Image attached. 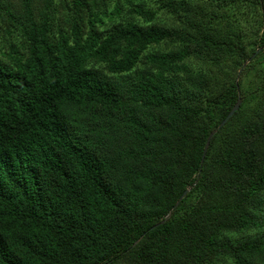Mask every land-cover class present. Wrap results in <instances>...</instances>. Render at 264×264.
<instances>
[{
    "label": "trees",
    "instance_id": "16d2710c",
    "mask_svg": "<svg viewBox=\"0 0 264 264\" xmlns=\"http://www.w3.org/2000/svg\"><path fill=\"white\" fill-rule=\"evenodd\" d=\"M263 52L264 0H0V264H264Z\"/></svg>",
    "mask_w": 264,
    "mask_h": 264
},
{
    "label": "rangeland",
    "instance_id": "374dc122",
    "mask_svg": "<svg viewBox=\"0 0 264 264\" xmlns=\"http://www.w3.org/2000/svg\"><path fill=\"white\" fill-rule=\"evenodd\" d=\"M142 23H147L140 21ZM171 45L170 43H161L159 45L150 47L149 50L151 51H162V50H167L170 49ZM262 48L258 49V52L261 51ZM233 62V59L231 58H226L222 62V66L219 72L217 73V76L222 80L224 79L223 72L226 71V69L231 65ZM244 67L249 64V70L243 75L242 79V84L245 89V96L240 97V105L241 108L238 111V113L234 116V118L231 120L229 123V127L235 125L237 122H243L246 121L249 117H251L256 109V105L258 103V100L261 97V94L255 89L256 85L264 79V52L261 53L257 58H252L250 60L246 59L242 62ZM241 64V65H242ZM219 79V80H220ZM220 80V81H221ZM256 232H250L247 233V235H253L256 233H260L264 231V225L258 229L255 230Z\"/></svg>",
    "mask_w": 264,
    "mask_h": 264
},
{
    "label": "water",
    "instance_id": "95a60500",
    "mask_svg": "<svg viewBox=\"0 0 264 264\" xmlns=\"http://www.w3.org/2000/svg\"><path fill=\"white\" fill-rule=\"evenodd\" d=\"M248 60H250V59H248ZM239 104H240V100L239 99H237V101L234 103V105L231 107V109L228 111V113H227V115L224 117V119L220 122V124H219V126L218 127H220V126H222L233 114H234V112L238 109V107H239ZM211 136H212V133H210L209 134V136H208V138H207V141H206V143H205V146H204V148H203V151H202V155H201V161L200 162H202L203 161V159H204V156H205V153H206V150H207V147H208V144H209V141H210V138H211ZM184 194V193H183ZM183 196V195H182ZM181 196V197H182ZM180 197V198H181Z\"/></svg>",
    "mask_w": 264,
    "mask_h": 264
}]
</instances>
